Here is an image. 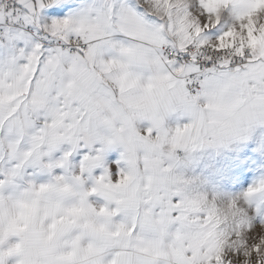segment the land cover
I'll list each match as a JSON object with an SVG mask.
<instances>
[{"label": "snow or ice", "instance_id": "1", "mask_svg": "<svg viewBox=\"0 0 264 264\" xmlns=\"http://www.w3.org/2000/svg\"><path fill=\"white\" fill-rule=\"evenodd\" d=\"M240 147L264 161V0H0V264H264V177L177 171Z\"/></svg>", "mask_w": 264, "mask_h": 264}, {"label": "rangeland", "instance_id": "2", "mask_svg": "<svg viewBox=\"0 0 264 264\" xmlns=\"http://www.w3.org/2000/svg\"><path fill=\"white\" fill-rule=\"evenodd\" d=\"M242 147L229 149L204 148L183 153L177 171L207 191L231 194L243 191L249 184L264 177V161L241 155ZM246 182L238 184L237 181Z\"/></svg>", "mask_w": 264, "mask_h": 264}]
</instances>
